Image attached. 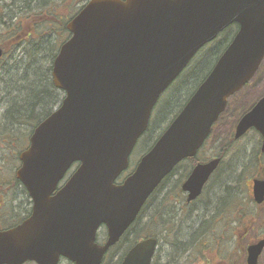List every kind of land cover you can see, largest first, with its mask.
Returning a JSON list of instances; mask_svg holds the SVG:
<instances>
[{
    "label": "water",
    "instance_id": "95a60500",
    "mask_svg": "<svg viewBox=\"0 0 264 264\" xmlns=\"http://www.w3.org/2000/svg\"><path fill=\"white\" fill-rule=\"evenodd\" d=\"M234 23L238 32L212 71L117 183L162 93L204 45ZM67 28L71 36L52 68L64 98L34 128L16 171L32 213L0 230V264H59L61 257L101 264L161 182L196 156L228 99L264 59V0H89ZM252 128L264 146V96L241 117L235 137ZM220 162L214 158L193 168L182 186L188 201L201 195ZM253 192L262 203L264 179L253 181ZM102 226L107 237L99 243ZM156 247V238H144L120 264H151ZM263 250L264 239L250 244L247 264H258Z\"/></svg>",
    "mask_w": 264,
    "mask_h": 264
},
{
    "label": "rangeland",
    "instance_id": "374dc122",
    "mask_svg": "<svg viewBox=\"0 0 264 264\" xmlns=\"http://www.w3.org/2000/svg\"><path fill=\"white\" fill-rule=\"evenodd\" d=\"M84 1L62 0L57 4L56 12L54 10V14L51 15L52 21L67 22ZM1 12L2 8H0ZM28 19L29 17L21 15L11 21L13 25H17V29L9 33L5 41L6 44L24 32L28 25ZM29 20H31L30 25L36 26L39 18L32 16ZM49 30V27H45V30L40 33L38 30H31L32 36L22 45L29 48L26 50L42 51L33 49L41 43L47 49L42 52L49 55L51 48L42 43L43 41L47 42L46 37L49 35L52 38V43H57L58 47L67 37V33L63 30ZM228 30L225 29L215 40L201 48L180 76L163 92L153 110L149 130L138 140L130 158V167L124 174L125 176L119 178V182L135 168L137 162L181 109L200 80L210 71L219 53L233 36L231 35L232 29ZM4 35V33L0 34V42ZM29 40L30 42H28ZM29 44L30 46H28ZM23 49L25 48H22L18 53L23 54ZM263 94L264 61L250 84L232 97V107L220 126L215 128L214 135L200 150L197 158L207 161L216 154L218 155L227 142V137L238 116L249 110L253 100L256 101ZM259 148L260 136L256 135L254 131L242 140L232 143L225 154L220 169L209 181L202 196L191 205H186V195L181 189L182 183L192 168L187 160L184 161L164 181L137 224L132 227L126 240H122L106 255L103 264H119L129 240L135 241L140 238V235L144 237L145 230H151L152 233L161 232L162 225H158V221L162 214L174 223L170 230L164 231V234L168 236L172 232L176 233L177 238L171 235L170 243L173 241L174 243L178 242L179 245L185 244L195 234L196 237L201 238L197 242L195 250L197 255L192 256L187 264H202L206 259L210 261V264H243L246 259L247 246L264 237V205L255 204L250 188L252 178L258 173L264 174V155L257 160L254 154V151ZM73 171L74 168L69 175ZM3 197L4 195L0 193V213L4 215V218L0 216L1 227L5 225V222L10 220L9 222L12 223L18 217L27 214L29 206L27 201L29 197L24 195L19 187L6 193L7 202L3 201ZM232 217L233 222H231ZM200 227L201 229L198 230L197 228ZM144 228L146 229L142 231ZM105 237L106 228L102 227L99 230L98 240L102 243ZM172 245L164 240L161 241L158 256L155 259L156 264H161L172 249L174 252ZM158 260L159 263H157ZM26 264L36 263L27 262ZM60 264L74 263L68 259H62ZM258 264H264V251Z\"/></svg>",
    "mask_w": 264,
    "mask_h": 264
},
{
    "label": "trees",
    "instance_id": "16d2710c",
    "mask_svg": "<svg viewBox=\"0 0 264 264\" xmlns=\"http://www.w3.org/2000/svg\"><path fill=\"white\" fill-rule=\"evenodd\" d=\"M61 1L62 0H47L46 8L44 10L47 19L44 20L43 24L45 27L50 28L49 31H51V29L63 30L67 33L68 37L69 32L66 28V21L62 23L58 20L56 23L52 21L51 17V15L54 14V10L56 12L57 4ZM40 12L41 11L36 10L33 13L37 14ZM7 14V10H2L0 13V34H5L3 40L1 39L0 42V46L4 51V56L0 59V193L4 195L2 198L4 202H7L6 193L17 187L21 189L24 195L29 197L26 189L17 179L15 174L16 169L20 166L19 154L29 145V138L34 128L41 122V120L47 117L60 105L64 96V92L55 87L52 79L53 60L59 50L57 43H52V38L49 37V35L46 37L47 42H42L47 47L49 46V48H51L49 55L42 52L46 47L42 46L41 43H39L36 48L33 47V49L42 51L26 50L29 48L22 45L25 40L32 36L33 33H30L26 38L21 37L20 40L15 41V39L22 34L21 33L6 44L5 41L8 38L9 33H12V31H16L17 29V25H12L11 21L21 15L22 17L31 16L30 12L26 10L19 11L18 9H15L14 13L11 15ZM45 27L41 32L45 30ZM28 42H30V40ZM28 46H30V44ZM22 48H25L22 50L23 54H19L18 52ZM201 82L202 81H200V83ZM231 143L232 142L228 141L224 145L220 152V156L224 157L226 152L230 149V146H232ZM198 161L199 160L192 158L189 160V164L194 166ZM151 200L152 198H150L146 206L143 208L140 217ZM27 201L29 202L27 214H23V216L18 217L16 221H12V223L9 222L10 220L5 222V225L3 227L0 226V229L16 225L30 214L31 201L29 198ZM0 216L4 218V215L1 213ZM137 222L135 224H137ZM158 225H162L161 232L155 231L152 233L151 230H145L147 227L142 229V231H146L144 237L157 236L170 245L173 244L172 246H174L175 251L180 245L177 246V243H174L173 241L170 243V237L172 235L177 238L176 233L172 232L169 236L164 234V231L170 230L174 223L162 214L158 221ZM132 227L124 235L123 240H126L127 235L131 233L130 231ZM197 229L200 230L201 227ZM139 235L140 234L138 233V236ZM139 237L140 238L135 241L132 239L129 240L127 247L129 245L132 246L133 244L131 245V243L144 238L141 237V235ZM200 239L201 238L196 237L195 234L191 240L183 244V250H185V252H188L189 254L190 250V257L197 255L195 250L197 242L200 241ZM203 246L205 245L203 244ZM171 254H174V252L172 251ZM153 264H156L155 261ZM243 264H246L245 261Z\"/></svg>",
    "mask_w": 264,
    "mask_h": 264
},
{
    "label": "flooded vegetation",
    "instance_id": "af4514ba",
    "mask_svg": "<svg viewBox=\"0 0 264 264\" xmlns=\"http://www.w3.org/2000/svg\"><path fill=\"white\" fill-rule=\"evenodd\" d=\"M88 0H86V2H87ZM46 3H47V0H0V8H2V10H7V12H8V14L7 15H11L12 13H14V11H15V9H18L19 11H28V12H30L31 14V16L29 17V19L32 17V16H34V18H39V21H38V23H36V22H33V23H36V26H32V25H30L31 24V20H29L28 19V25L26 26V28L24 29V32L21 34V35H19L18 37H17V39H15V41H17V40H20V38L21 37H23V38H26L27 36H29V34L32 32V31H36V30H38V31H41V30H43V28L45 27L44 26V24H43V22H44V20H45V18H46V15H45V13H44V10H45V8H46ZM36 10H39V11H41L40 13H37V14H34L33 12L34 11H36ZM37 16V17H36ZM11 24L13 25V23L11 22ZM232 27L230 28V29H232L231 30V35L233 34V30H234V32H237L236 30H238V27H239V25L238 24H233V25H231ZM233 27H235L234 29H233ZM32 30V31H31ZM228 32L230 33V31L228 30ZM259 71V70H258ZM258 73V72H257ZM256 73V74H257ZM256 76V75H255ZM253 80V79H252ZM251 80V81H252ZM250 81V82H251ZM250 82L246 85V86H248L249 84H250ZM245 86V87H246ZM241 91V90H240ZM239 91V92H240ZM237 94V93H236ZM235 96V95H234ZM264 96V94L262 95V96H260L256 101L255 100H253L254 102H253V104H252V106L249 108V110L252 108V107H254V105L262 98ZM233 97V96H232ZM232 97L229 99V101H228V104H227V106H226V109H225V111L220 115V117H219V119L216 121V123L214 124V126H213V128H212V131H211V133H210V135H209V137L207 138V140H206V142L210 139V137L212 136V135H214V130H215V128L216 127H218V126H220V124L222 123V121L224 120V118L226 117V114L228 113V111H229V109L232 107V104H231V99H232ZM248 111V110H247ZM246 111V112H247ZM246 112H244V113H242L241 115H239L238 116V118L236 119V121L234 122V127L232 128V131L230 132V135H228V137H227V139L228 140H226V141H230V142H232V143H235V142H238V141H240V140H242L243 138H245L249 133H251V132H253L254 130H249V131H247L243 136H241V137H239V138H235V129H236V126H237V124H238V122H239V120H240V118L246 113ZM226 122V121H225ZM255 133H256V135H259L260 136V148L259 149H257V150H255L254 151V154H255V156H256V159L258 160L259 158H261V156H263L264 155V146H263V140H262V136L259 134V133H257L256 131H254ZM206 142L204 143V145L206 144ZM232 143H231V145H232ZM203 145V146H204ZM203 148V147H202ZM222 150V149H221ZM213 157H220L219 156V154L217 155H215V156H213ZM212 157V158H213ZM222 157V156H221ZM217 173V171L213 174V175H215ZM213 175L211 176V178H210V180L213 178ZM258 178V177H257ZM262 178V177H261ZM264 179V178H263ZM254 180V179H253ZM253 180H252V183H253ZM207 185H208V183L205 185V187L203 188V191L202 192H204L205 191V189H206V187H207ZM250 188H251V192H252V198H253V200H254V202H255V204H257V205H264V201L262 202V203H258V202H256V199H254V197L255 196H253V185L251 184V186H250ZM184 192V191H183ZM185 193V195H186V205H191V203H193V202H195L196 200H198V199H196L195 201H188V193H186V192H184ZM234 220H233V217H232V220H231V222H233ZM161 241V240H160ZM179 245V243L177 242V246ZM183 248H184V245L182 244V245H180L177 249H175V251H174V254H171V252L173 251V249H172V251L169 253V254H167L166 256H165V260L164 261H162L161 262V264H187L188 263V261H189V259L191 258L190 257V250H189V254H188V252H185V250H183ZM159 249H160V242L158 241V244H157V251H156V254H155V259H156V257L158 256V251H159ZM188 254V255H187ZM155 259H154V261H155ZM157 263H159V260L157 261ZM210 264V261H208L207 259L202 263V264Z\"/></svg>",
    "mask_w": 264,
    "mask_h": 264
}]
</instances>
